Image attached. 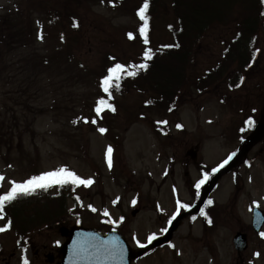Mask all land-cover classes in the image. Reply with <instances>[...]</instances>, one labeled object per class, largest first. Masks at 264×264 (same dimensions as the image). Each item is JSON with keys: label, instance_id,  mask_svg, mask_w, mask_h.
<instances>
[{"label": "rangeland", "instance_id": "1", "mask_svg": "<svg viewBox=\"0 0 264 264\" xmlns=\"http://www.w3.org/2000/svg\"><path fill=\"white\" fill-rule=\"evenodd\" d=\"M100 1L0 0V17L22 16L29 27L27 38L13 47L20 51L0 63V125L4 132L0 195L10 190L12 181L23 182L62 167L94 181L71 190L79 203L67 200L63 217L22 236L12 227L0 232V264H23L25 257L28 264H46L41 252L36 254L42 246L54 257L52 264L58 263L57 250L66 240L59 231L77 225L102 233L119 230L131 248L139 251L149 245L150 235L163 233L176 214L178 200L193 205L191 187L205 176L200 169L205 166L214 174L242 148L251 131L243 127L244 119H253L252 128L264 125L262 31L250 46L252 63L243 71L237 88L227 89V71L217 86L181 92L170 114L142 105L132 92L116 98L117 115L102 111L97 116V102L105 95L101 81L109 67L134 60L138 47L128 44L124 33L140 25L130 0L114 9L115 0H108L110 4ZM64 4L70 7L66 24L55 17V9L61 10ZM60 33H64L63 42L58 39ZM230 33L229 28L220 27L205 36L189 66L190 76L202 75L215 64ZM45 60L51 63L39 74L38 66H44ZM163 121L168 130L155 133L153 122ZM101 126L109 128L110 136L97 130ZM189 150L197 152L194 162L186 154ZM58 187L49 189L55 192ZM209 200L217 206L212 228H206L198 215L195 220L186 216L169 246L132 264H264V236L255 235L250 225L253 206L264 212V135L221 176ZM105 209L109 216L103 215ZM134 209L138 213L131 217ZM6 224L0 219V227ZM237 232L247 238L242 253L232 244Z\"/></svg>", "mask_w": 264, "mask_h": 264}, {"label": "trees", "instance_id": "2", "mask_svg": "<svg viewBox=\"0 0 264 264\" xmlns=\"http://www.w3.org/2000/svg\"><path fill=\"white\" fill-rule=\"evenodd\" d=\"M122 1L115 0V3H111V9H114L116 4L121 5ZM100 2L110 4L108 0ZM130 2L133 15L140 20L142 26L143 21L138 12L144 0ZM148 3L146 15L149 43L145 45L143 42L139 31L141 26L135 31L124 33L126 42L138 47L134 53L139 50L134 55L136 59L125 62L124 65L130 70H136L137 75L129 77L124 74L119 90L113 88L111 98L106 96L105 100L116 111L120 107L113 95L119 97L134 92L141 99L142 105L156 107L170 114L176 107L177 96L187 88H194L198 92L210 89L224 80V72L227 71H230L225 80L228 89H233L240 83L250 58V45L261 31L263 0H148ZM56 9L58 10V7ZM56 9L55 17L59 20L63 18V24H66L67 18L68 22L70 21L68 5L64 4L61 10ZM72 22H75V19ZM220 27L229 28L231 31L220 56L204 74L190 76L188 69L197 47L209 32ZM23 31L20 24L13 23L10 19L3 18L0 21V63L15 50L20 51V48L13 47L26 36ZM129 33L132 34V39L129 38ZM63 38L64 33H60L58 39L63 42ZM146 48L153 50L151 60H145L143 57ZM50 63L45 60L44 66L39 64V74L43 73V69L47 70ZM141 63H147L148 68L139 69L137 66ZM153 127L157 133L159 130L166 132L169 126L153 123ZM2 129L3 124L0 125L1 142L4 138ZM11 139L12 137L9 140ZM71 190V185L59 186L55 192H52V189H37L33 194L21 195L6 205L3 215L8 221L11 220L14 232L22 236L25 231L34 230L55 218L63 217L67 200H74L78 204L79 199Z\"/></svg>", "mask_w": 264, "mask_h": 264}, {"label": "snow or ice", "instance_id": "3", "mask_svg": "<svg viewBox=\"0 0 264 264\" xmlns=\"http://www.w3.org/2000/svg\"><path fill=\"white\" fill-rule=\"evenodd\" d=\"M149 7L148 0H144V3L142 7L139 9L138 15L140 19L143 21V25L140 27L139 31L141 36L143 37V42L145 45L149 43V37H148V16L146 15L147 10ZM41 39L43 38L42 36L40 37ZM129 38L132 39L133 36L131 33H129ZM178 47V45H177ZM143 57L145 60H151L153 58V50L151 48H146ZM139 69L146 70L148 68L147 63H141L140 65L137 66ZM126 74L129 77H135L137 75L136 70H130L129 68H126L124 64L122 63H116L114 66L109 67L107 70V75L102 79L101 81V89L102 91L108 95L109 98H111V90L113 88L119 90L120 88V81L123 79V75ZM150 103V102H149ZM109 109L111 111H115V108L107 102L104 98H100L97 102V106L95 108V112L97 116H99L102 112L103 109ZM88 120L85 119V123H87ZM95 120H92V123H95ZM162 123H166L162 122ZM249 125H251L253 122L251 119L247 121ZM179 127V125H178ZM99 131L101 133L105 132L106 129L100 128ZM111 153L112 149L111 147L108 148L107 150V162L109 167L112 165V160H111ZM231 159V157H229ZM228 161L225 160L220 167H223L224 164H226ZM218 169H214L213 171H217ZM4 177L0 176V181H3ZM208 179L207 174H205L204 178L199 180L195 184L196 188V195L199 196V189L201 185L205 183V181ZM92 179H83L79 175H77L75 172H72L68 170L67 168H59L53 171L45 172L40 175H35L32 176L31 178L23 181V182H16L12 181L11 188L9 191L6 192V194L0 195V219L3 218V213L5 210V206L8 203H11L15 199H17L21 195H31L33 194L37 189H42L47 191L50 187L56 185L60 187H64L66 185H71L73 187V190L75 187H78L80 185H83L85 187H88L93 184ZM79 199V198H77ZM115 203V201H114ZM135 203V201H133ZM213 203L212 200H208L207 204L211 205ZM190 205L181 203L179 200L177 201V211L176 214L173 215L172 220L176 219V216L179 215L180 209H188ZM89 208L95 212L96 209L89 205ZM104 216H109V213L107 209L104 210L103 212ZM200 215L204 216L207 218L208 214L206 213L204 208L200 209ZM193 220H195V217H192ZM110 223H115V221H109ZM209 223H211V220H208ZM169 224H171V220H169ZM11 227V220H9L6 224L5 227H0V232L6 231L8 228ZM166 231V229H165ZM261 236H264V232L260 233ZM154 239H156L155 235H150L148 237V242L151 243ZM139 243V241H137ZM141 247H144L143 244L140 245ZM113 253L115 254V250H113ZM256 256H259V253L255 254ZM23 264H28V260L25 257L23 259Z\"/></svg>", "mask_w": 264, "mask_h": 264}, {"label": "water", "instance_id": "4", "mask_svg": "<svg viewBox=\"0 0 264 264\" xmlns=\"http://www.w3.org/2000/svg\"><path fill=\"white\" fill-rule=\"evenodd\" d=\"M262 131L263 130L260 129L256 132L255 136L248 143H246L239 156L246 152L247 148L254 142ZM192 157L195 159V155ZM228 169L229 167L210 179L202 196L200 205L202 204L204 198L209 194L212 187L219 180L221 175ZM198 207L196 209H198ZM135 213L136 211L132 212V216H134ZM263 222L264 215L255 211L253 228L256 233H259ZM175 228L176 223H174L173 227L165 237L154 240L151 248L168 243L170 241V235ZM61 234L62 236L68 235L69 238L62 247V259L60 264H130L131 260L139 258L143 254V252L134 254L128 247L125 240L115 231L102 235L96 230L75 227L69 232L62 230ZM233 244L238 252L244 251L247 248L245 235L239 233L236 234L233 239ZM113 250H115V254L113 253Z\"/></svg>", "mask_w": 264, "mask_h": 264}, {"label": "flooded vegetation", "instance_id": "5", "mask_svg": "<svg viewBox=\"0 0 264 264\" xmlns=\"http://www.w3.org/2000/svg\"><path fill=\"white\" fill-rule=\"evenodd\" d=\"M263 137V136H262ZM262 137L258 140V142L257 143H259L260 142V140L262 139ZM190 194H191V196L193 197V200L192 201H194L193 202V205L191 206V207H194L195 206V194H194V192L193 191H190ZM190 207V208H191ZM189 208V209H190ZM188 209V210H189ZM185 212V211H184ZM183 212V213H184ZM192 217H195V215H192ZM165 231V230H164ZM163 231V232H164ZM46 250H48V247L47 246H42L41 247V250H37L36 251V254L37 253H39V252H41L40 254H39V256H41L42 258H43V261L46 263V264H52L53 262H54V257L52 256V255H49V252H47ZM58 252H59V259H60V253H61V248H59L58 250H57ZM56 264H58V263H56Z\"/></svg>", "mask_w": 264, "mask_h": 264}]
</instances>
